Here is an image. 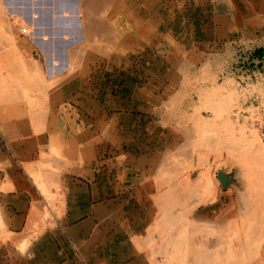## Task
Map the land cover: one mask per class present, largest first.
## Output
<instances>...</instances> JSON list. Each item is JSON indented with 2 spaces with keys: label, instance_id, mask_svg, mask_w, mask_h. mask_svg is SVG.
Wrapping results in <instances>:
<instances>
[{
  "label": "rangeland",
  "instance_id": "374dc122",
  "mask_svg": "<svg viewBox=\"0 0 264 264\" xmlns=\"http://www.w3.org/2000/svg\"><path fill=\"white\" fill-rule=\"evenodd\" d=\"M251 1L82 0L83 28L25 39L27 0H0V264H264V12ZM41 2L54 21L77 17L76 0ZM103 184L124 203L69 222ZM141 201L146 228L131 233Z\"/></svg>",
  "mask_w": 264,
  "mask_h": 264
},
{
  "label": "crops",
  "instance_id": "0c3cea01",
  "mask_svg": "<svg viewBox=\"0 0 264 264\" xmlns=\"http://www.w3.org/2000/svg\"><path fill=\"white\" fill-rule=\"evenodd\" d=\"M41 1L42 0H40L39 2L36 1L35 5H33L34 4L33 0H27V4H25V6L23 7V12H26L27 19H28L29 24L31 26H35L36 28H42V29H58V28L75 29V27L76 28L79 27L80 29L83 28V21L81 20V8L79 6L82 0H76V4L71 9V12L77 13V17H74V18L72 17L70 19L63 20V21H54L55 18H58L57 14L59 12H56L52 7H48V6L43 5V3ZM251 2H252L251 7L254 6L256 8H260L264 12V5H262L260 0H259V2L255 1V0H252ZM249 6H250V4H249ZM236 7L237 8H239V7L245 8L243 5L242 6L237 5ZM23 12H21V13H23ZM217 12L222 13V8L217 10ZM45 13L50 14V16L53 19L51 22L44 23V21L42 20V15ZM35 15H37L38 18L33 19V16H35ZM92 28H93V26H92ZM22 37L25 39L27 38L25 36H22ZM67 44L68 43L66 41H63V46L67 47ZM48 139L49 138H47V140ZM104 170L105 169L102 170L103 173H104ZM110 190H111L110 186H106L104 184L100 188L99 187H92L91 189L89 188L88 189V197L86 198V200H88V202L83 201V204H82L83 207H84V205H86V203H87V205H89L90 201H96L98 199H101L102 203H98L97 205H99V207L94 208L92 210L90 207L86 208L84 210V208L82 209V206H81V208L77 209V211L79 210L80 212H77V213H75V212L70 213L69 212L67 215L68 216L67 220H69V222L72 220H75V222H77L81 218H84V220L81 221L78 224V226H82L85 223H89L88 225H93V223H95L96 220L99 221V219H101L99 217V215L104 216V214L107 213L106 215L108 216L109 212L112 211V209H110L111 206L116 204L115 201H118L117 204L120 205V204L124 203L123 200L120 202L121 198H125L124 196H122V194L119 193V195L117 197L118 199H110ZM120 195H121V197H120ZM131 203L132 202L129 201V202L125 203L124 205L131 204ZM135 203L137 205L136 208H131V205H129L128 209H127L130 216L134 218V219L132 218L133 220H132V223L130 224L131 225V227H130L131 233H139L141 230L146 228V226L144 225L146 222V214L144 211L145 209L143 207L144 206L143 202L141 201V202H135ZM98 210H100V213H96V211H98ZM80 213H82L84 216H82V217L79 216V218H76L75 214H80ZM138 214H140V215L138 217H136ZM27 219L25 221H22V224H21V229H22L21 232L23 231L22 234H24V232L26 231V228L28 226V220ZM9 222H10L11 226H13L14 223L20 224V220L17 218H14L13 220L10 219ZM138 225H139V228H138ZM75 233H78V232H75ZM79 233L80 234H86V237H92V234L90 231L89 232L86 231V233H84V232H79ZM22 234H20V236H22ZM92 254H93V252H92ZM52 255H53V259H52L53 261H49V263L61 264L59 260H55V257H56L55 252H53ZM64 264H68V263H64Z\"/></svg>",
  "mask_w": 264,
  "mask_h": 264
},
{
  "label": "built area",
  "instance_id": "2783aa9c",
  "mask_svg": "<svg viewBox=\"0 0 264 264\" xmlns=\"http://www.w3.org/2000/svg\"><path fill=\"white\" fill-rule=\"evenodd\" d=\"M33 19H36V18L33 16ZM31 28H33V29H31ZM37 30H39V29H37L35 26H31L29 23H27V24H25V26L23 28H21V35L28 37L30 39H35V33L36 32H34V31H37ZM257 119L258 120L255 121L256 127H257V130L259 133L260 140L264 145V107L261 111V116L260 117L258 116Z\"/></svg>",
  "mask_w": 264,
  "mask_h": 264
},
{
  "label": "water",
  "instance_id": "95a60500",
  "mask_svg": "<svg viewBox=\"0 0 264 264\" xmlns=\"http://www.w3.org/2000/svg\"><path fill=\"white\" fill-rule=\"evenodd\" d=\"M218 178L224 187H228V185L231 183V178L224 172H220Z\"/></svg>",
  "mask_w": 264,
  "mask_h": 264
},
{
  "label": "bare ground",
  "instance_id": "6f19581e",
  "mask_svg": "<svg viewBox=\"0 0 264 264\" xmlns=\"http://www.w3.org/2000/svg\"><path fill=\"white\" fill-rule=\"evenodd\" d=\"M264 159V158H263Z\"/></svg>",
  "mask_w": 264,
  "mask_h": 264
}]
</instances>
